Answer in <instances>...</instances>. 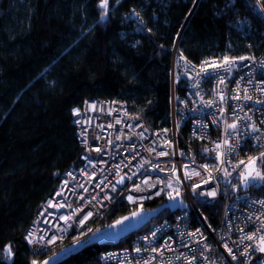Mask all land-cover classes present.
Listing matches in <instances>:
<instances>
[{"label": "trees", "instance_id": "trees-1", "mask_svg": "<svg viewBox=\"0 0 264 264\" xmlns=\"http://www.w3.org/2000/svg\"><path fill=\"white\" fill-rule=\"evenodd\" d=\"M233 1L198 0L186 21L195 0H109L101 21V0H0V253L8 244L13 252L11 259L0 254V264L46 256L32 254L25 235L60 175L78 162L73 108L87 99L122 100L150 128H165L174 47L177 61L197 63L245 54L246 39L255 52L264 45L260 14L249 0ZM244 16L249 24H238ZM182 87L179 79L175 93ZM250 187L264 193V182ZM130 210L120 198L101 223ZM170 211L162 206L117 241L90 240L53 264H102V250L125 244ZM262 260L256 249L250 264Z\"/></svg>", "mask_w": 264, "mask_h": 264}, {"label": "built area", "instance_id": "built-area-1", "mask_svg": "<svg viewBox=\"0 0 264 264\" xmlns=\"http://www.w3.org/2000/svg\"><path fill=\"white\" fill-rule=\"evenodd\" d=\"M249 2L264 21V10L257 0ZM260 3L264 4V0ZM248 22L245 16L238 20L241 25ZM244 46L247 53L229 57L252 59L237 60L230 73L218 69L199 77L196 72L202 61H220L224 56H211L197 63L181 56L177 61L174 47L168 127L150 128L133 116L122 100L87 99L80 107L73 108L79 110L78 113L72 110L80 147L78 162L60 175L55 189L31 220L25 239L32 234L34 243L26 239L32 254H45L67 237L93 229L120 198L130 205L158 198L165 200L167 191L171 190L173 196L179 192L177 198L184 204L170 207V212L133 234L125 244L102 250L99 253L102 264H145V261L188 264L193 256L192 264H250L258 249V240L244 237L261 234L257 229L264 220V205L259 201L264 200V193L250 187L251 183L242 184L240 173L244 166L234 169V165L264 152V93L257 91V85L264 87L260 84L264 81V45L255 52L251 41L246 39ZM177 76L183 81L178 94L174 91ZM220 77L225 79L224 85H219ZM236 81H240L239 93ZM245 87L254 97L252 100L231 99L237 94L242 96ZM218 90L224 93L225 100H219ZM209 101L215 103L209 106ZM237 116L240 118L238 135L226 136V125ZM252 122L258 131L252 132L247 127ZM224 139L229 140L234 151H229L226 145L216 148V143ZM162 152L167 155H160ZM217 153L224 154L223 163L217 159ZM225 169L230 176H225ZM195 172L200 175H194ZM137 185L141 190H136ZM212 191L216 192L215 196L208 195ZM157 192L160 194L156 195ZM129 196L134 199L129 201ZM57 204L64 206L56 207ZM89 212L93 215L81 226L79 221ZM64 216L73 218L66 222L61 218ZM248 245L251 247L244 255ZM137 248L141 251L137 252Z\"/></svg>", "mask_w": 264, "mask_h": 264}, {"label": "snow or ice", "instance_id": "snow-or-ice-1", "mask_svg": "<svg viewBox=\"0 0 264 264\" xmlns=\"http://www.w3.org/2000/svg\"><path fill=\"white\" fill-rule=\"evenodd\" d=\"M257 4L261 7L262 10H264V4H261L260 3V0H257ZM100 8L103 10V13L101 15V21H104L107 19V15H108V7H109V0H101L100 2ZM133 14L136 15L137 17L139 16L138 13H135L134 10H133ZM150 31V30H149ZM182 59H185V57H181ZM252 59V57H248V56H240V57H229V56H224L222 58V60L220 61H216V60H212V61H202L201 62V67L199 68V70L196 72V76L199 77L201 76L202 74H208L210 75L211 72H215L216 70L218 69H222L224 70L226 73H230L233 66H235L236 64V61L239 60V61H244V60H250ZM190 63V62H188ZM262 66H264V62H262ZM225 79L223 77H220L219 78V85H224L225 84ZM249 84L252 83L251 80L248 81ZM236 84H237V92L239 93L240 89H239V85H240V81H236ZM261 85H264V81H261L260 82ZM257 91H260L261 93H264V87L260 86V85H257ZM243 95H235V96H232L231 99L233 100H252L254 97L252 95H249L248 94V88L245 87L243 89ZM217 96L219 98V100L223 101L225 100V95L222 91H217ZM257 102H261V101H257ZM215 103V101H209L208 104L209 106L211 104ZM92 107L94 108L95 105H92ZM74 112H77L78 113V109H74L73 110ZM248 119L250 120L251 118L248 117ZM239 122H240V118L237 116L235 118V120L231 123V124H227L226 125V132H225V135L226 136H230L232 134H236L238 135V133L236 132V130L238 129V126H239ZM247 127H249L251 129L252 132H256L258 131V128L257 126L255 125V122H252L250 125H248ZM230 129L232 130V132H228L227 130ZM167 131V130H165ZM222 145H226L228 146V150L229 151H234V147L231 146L229 144V140L228 139H224L222 142H219V143H216V148H220ZM99 151V149H98ZM205 152H208L209 150L208 149H205L204 150ZM160 155H167V153H160ZM223 153H217V159H219L221 161V163L224 162L223 160ZM257 161H259V164H260V167H257L256 166V163ZM241 165H243V169L241 170V173H240V179H241V183L244 184L245 186H247L251 181H264V171H261L260 169L261 168H264V152H261L259 154V156H250L247 158V160H243L241 159L239 161V163H237L236 165H234V169L236 168H240ZM202 167L204 168H208V165H202ZM218 171L220 169H217ZM194 175L196 176H199L200 173L199 172H195L193 173ZM224 174L225 176H230L231 173L228 172L226 169L224 170ZM124 177H121V181H123ZM209 179H211V176L209 177ZM144 183H148V181H144ZM204 183H208L207 180L204 181ZM99 186V185H98ZM155 185H153L154 187ZM169 187H171V184L168 185ZM81 187H83L81 185ZM200 185H195V188H199ZM113 188H115V185H113ZM86 190V189H85ZM136 190L139 191L141 190L140 189V186L137 185L136 186ZM61 193H57V195H60ZM160 193L157 192L156 195H159ZM179 192L176 193L175 196L173 195H169V200H175L178 196H179ZM209 196H215L216 195V192L215 191H212V192H209L208 193ZM110 199V197H108ZM134 199V197L132 196H129L128 197V200L129 201H132ZM259 203L261 205H264V200H261L259 201ZM50 206H51V202H50ZM56 207H63L64 205L63 204H57L55 205ZM69 207H71V205H68ZM80 211L79 209L77 210V212ZM76 215V213L74 212L73 213V216ZM93 214L91 212L87 213L83 219H81L79 221V224L82 226L85 224V222L87 220H89L91 218ZM133 217L139 215L138 212H133L131 214ZM62 219H64L66 222L71 220L73 217L72 216H64V217H61ZM129 219V217L125 216V217H122L121 220H118L116 221V224H121L124 220H127ZM257 220H261L260 217H257L256 218ZM99 229H96L95 231L93 229H88V232L89 233H92L93 235H95V232H98ZM198 231V230H197ZM241 231H243V229H241ZM257 232L261 233L259 236H257L256 233H253L251 235H246L244 238L247 239V240H251V241H256L258 240V244H257V248L260 252H264V220H261V227L259 229H257ZM85 235H87V233H85ZM191 236H195L197 235V233H190ZM152 236L154 237L155 236V233H152ZM26 239L28 240L29 243H34V238L32 236L31 233H29V235L26 237ZM41 239H43V237H41ZM49 243H54V241L52 240H49L48 241ZM76 243H80V237H77L76 240H75ZM251 245H248L246 246L245 248V252L243 253L244 255H247L248 254V248H250ZM137 252L141 251L140 248H137L135 249ZM153 251H158L157 249H152ZM228 251L231 253V249H228ZM0 254H6L7 257L9 259L12 258L13 256V252H12V245L11 244H8L5 246L4 248V251L3 253H0ZM51 257H49L48 259L46 260H43V261H37V260H32L31 261V264H48V260H50ZM153 259H155V257H153ZM233 259H235V256L233 257ZM195 260V256H193L191 258V260L188 261V264H192V261ZM145 264H150L149 261H145Z\"/></svg>", "mask_w": 264, "mask_h": 264}, {"label": "rangeland", "instance_id": "rangeland-1", "mask_svg": "<svg viewBox=\"0 0 264 264\" xmlns=\"http://www.w3.org/2000/svg\"><path fill=\"white\" fill-rule=\"evenodd\" d=\"M178 80V76H177ZM257 167H260L259 161L256 163ZM261 171H264V168L260 169ZM264 181H251L250 183H259L263 184ZM249 183V184H250ZM248 184V185H249ZM172 195V191L168 190L166 193V199L163 200L159 205L155 207H147L144 205V202H139L137 204L131 205V210L118 217L116 220H114L111 223L103 224L100 222L98 223L93 230L95 231L96 229H99L98 232H95V235L89 232H83L79 233L78 235L72 236V237H67L66 242L63 241L61 244L58 246L54 247V249L50 250L49 252L46 253V256L38 261H43L51 257L50 260H48V264H53L55 261L69 253L70 251L78 248L82 244L96 240H112V241H117L122 235L127 233L130 230L138 228L144 221L148 220L151 216L154 215L162 206H169V207H176V206H182L184 202L181 199L176 198L175 200H169V195ZM133 212H138L139 215L133 217L131 214ZM129 217V219L124 220L121 224H116V221L121 220L122 217ZM154 217V216H153ZM152 217V218H153ZM155 219V218H153ZM152 220V219H151ZM150 221H148L149 223ZM87 233V235H85ZM77 237H80V243H76L75 240Z\"/></svg>", "mask_w": 264, "mask_h": 264}, {"label": "water", "instance_id": "water-1", "mask_svg": "<svg viewBox=\"0 0 264 264\" xmlns=\"http://www.w3.org/2000/svg\"><path fill=\"white\" fill-rule=\"evenodd\" d=\"M261 253H263V254H264V252H261Z\"/></svg>", "mask_w": 264, "mask_h": 264}]
</instances>
